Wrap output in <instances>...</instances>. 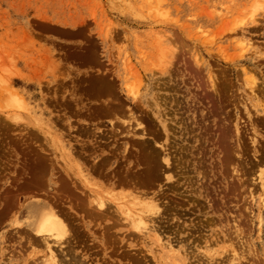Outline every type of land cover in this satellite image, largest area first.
Wrapping results in <instances>:
<instances>
[{
    "label": "rangeland",
    "instance_id": "obj_1",
    "mask_svg": "<svg viewBox=\"0 0 264 264\" xmlns=\"http://www.w3.org/2000/svg\"><path fill=\"white\" fill-rule=\"evenodd\" d=\"M0 264H264V0H0Z\"/></svg>",
    "mask_w": 264,
    "mask_h": 264
},
{
    "label": "bare ground",
    "instance_id": "obj_2",
    "mask_svg": "<svg viewBox=\"0 0 264 264\" xmlns=\"http://www.w3.org/2000/svg\"><path fill=\"white\" fill-rule=\"evenodd\" d=\"M151 207V206H150ZM138 209V208H137ZM150 209V208H149ZM140 212V211H139ZM41 219H40V222L39 224L37 225V230H38V234H52L54 235L55 233V237L57 238L58 237V240H61L59 238H64L65 235H66V229L63 225V223L58 220L52 213H49V212H44L41 214ZM151 218V217H150ZM141 220V224L142 226H144L143 229L146 230L145 226V220H144V217ZM148 224V223H147ZM149 230V229H148ZM142 232V231H141ZM149 232V231H148ZM55 238V240H56ZM66 238V237H65ZM64 239H62L63 241ZM45 241V240H44ZM47 242V241H46ZM64 242V241H63ZM58 243V242H56ZM60 244V243H59ZM47 246H49V244L47 243ZM62 247V246H61ZM50 252H53L52 249L50 248Z\"/></svg>",
    "mask_w": 264,
    "mask_h": 264
}]
</instances>
